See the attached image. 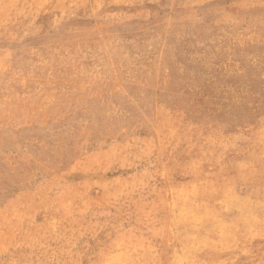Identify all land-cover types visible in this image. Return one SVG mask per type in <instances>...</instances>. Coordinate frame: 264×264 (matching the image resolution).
<instances>
[{
	"label": "rangeland",
	"instance_id": "374dc122",
	"mask_svg": "<svg viewBox=\"0 0 264 264\" xmlns=\"http://www.w3.org/2000/svg\"><path fill=\"white\" fill-rule=\"evenodd\" d=\"M190 241L264 264V0H0V264Z\"/></svg>",
	"mask_w": 264,
	"mask_h": 264
},
{
	"label": "bare ground",
	"instance_id": "6f19581e",
	"mask_svg": "<svg viewBox=\"0 0 264 264\" xmlns=\"http://www.w3.org/2000/svg\"><path fill=\"white\" fill-rule=\"evenodd\" d=\"M30 22V21H29ZM225 49V48H224ZM229 49V48H228ZM227 49V50H228ZM199 55V54H198ZM229 61V60H228ZM205 63V62H204ZM231 68V67H230ZM131 70V69H130ZM179 70V69H178ZM230 71V70H229ZM242 84V83H241ZM246 86V85H245ZM228 87V86H227ZM245 92V91H244ZM243 92V93H244ZM222 99H224V98H222ZM156 106V105H155ZM161 106V105H160ZM182 107V106H181ZM183 108H184V106H183ZM155 109H156V107H155ZM168 113H169V111H168ZM112 114V113H111ZM94 115V114H93ZM144 115V114H143ZM170 115H172L171 114V112H170ZM169 114H168V117L170 116ZM150 116V115H149ZM167 117V116H166ZM165 117V118H166ZM186 117V116H185ZM167 119H169L170 120V118H167ZM184 120V119H183ZM148 121V120H147ZM160 121V120H159ZM87 122V121H86ZM89 122V121H88ZM151 121H149V123H150ZM165 122H167V121H165ZM94 123V122H93ZM96 124L97 123H94L93 125H95V127H96ZM133 125V124H132ZM81 126H83V125H81ZM99 126V125H98ZM104 126V125H103ZM109 126H110V124H109ZM171 126V125H170ZM107 127V126H106ZM115 127V126H114ZM119 127H120V125H119ZM172 127H173V125H172ZM175 127V126H174ZM81 128H83V127H81ZM171 128V127H170ZM176 128V127H175ZM109 129V128H108ZM115 129V128H114ZM132 129V128H131ZM81 130V129H80ZM118 130V129H117ZM133 130V129H132ZM120 131V130H119ZM156 131V130H155ZM174 131V130H173ZM77 132H79V131H77ZM82 132V131H81ZM80 132V133H81ZM103 132H104V130H103ZM106 132H108V131H106ZM113 132V131H112ZM118 132V131H117ZM133 132V131H132ZM70 133V132H69ZM114 133L116 134V132L114 131ZM86 134V133H85ZM105 134V133H104ZM110 134H111V132H110ZM119 134V133H118ZM134 134V133H133ZM158 134V133H157ZM105 135H107V134H105ZM112 135V134H111ZM111 135H109V136H111ZM77 136V135H76ZM113 136V135H112ZM83 137V136H82ZM86 137V136H85ZM82 142V141H81ZM121 142V141H120ZM158 143H160V142H158ZM80 145H81V143H80ZM73 146V145H72ZM78 146V145H77ZM155 151V150H154ZM153 151V152H154ZM154 155V154H153ZM152 155V156H153ZM187 247L186 248H179L178 247V245L177 246H174V249H173V254L175 253V255L176 256H178V255H180L181 253H184V252H188L187 254H188V262L189 263H191V262H195L196 264H198V252H197V250H198V248H200V246H198L196 243L194 244L193 243V241H190V242H187ZM149 249V247L148 248H143V247H141L139 250H137V249H135L134 251H132V253H145L147 250ZM179 260V259H178Z\"/></svg>",
	"mask_w": 264,
	"mask_h": 264
}]
</instances>
